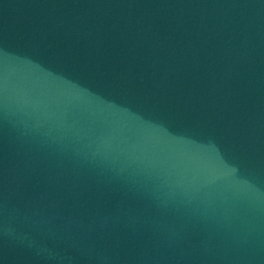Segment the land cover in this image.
<instances>
[{"label":"water","instance_id":"95a60500","mask_svg":"<svg viewBox=\"0 0 264 264\" xmlns=\"http://www.w3.org/2000/svg\"><path fill=\"white\" fill-rule=\"evenodd\" d=\"M0 264H264V0H0Z\"/></svg>","mask_w":264,"mask_h":264}]
</instances>
